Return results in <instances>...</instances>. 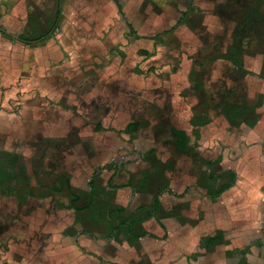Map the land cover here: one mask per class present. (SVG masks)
Here are the masks:
<instances>
[{
	"label": "crops",
	"instance_id": "obj_1",
	"mask_svg": "<svg viewBox=\"0 0 264 264\" xmlns=\"http://www.w3.org/2000/svg\"><path fill=\"white\" fill-rule=\"evenodd\" d=\"M117 1L0 0V264H264V0Z\"/></svg>",
	"mask_w": 264,
	"mask_h": 264
},
{
	"label": "rangeland",
	"instance_id": "obj_2",
	"mask_svg": "<svg viewBox=\"0 0 264 264\" xmlns=\"http://www.w3.org/2000/svg\"><path fill=\"white\" fill-rule=\"evenodd\" d=\"M164 6H162L160 9H158L156 12V14L153 13V10L150 9L149 11H147V9L143 10L142 12H140V10H137V8H135L134 5H131L127 8V12H125L127 15L125 16V19L127 21V24H133L134 32H140L143 33L145 35H151V29H152V25H197V27L200 25V23L202 22L201 19H199V13L200 10L198 8V6L200 7V0H163ZM173 2L172 7H167V2ZM195 2V3H194ZM101 0H94V6H100L101 4ZM196 5L194 6V11L193 14L189 12V14H184V11H186V9H188L190 4ZM176 6V7H175ZM196 7V9H195ZM149 12V13H147ZM158 14V15H157ZM145 15L143 22L141 23V19L142 16ZM159 17V20L155 19ZM202 17V15H201ZM184 18V22L179 23L180 19ZM130 21V22H129ZM156 23V24H155ZM9 24V23H6ZM119 22L113 26L118 27ZM126 25V24H125ZM215 25V24H214ZM7 26V25H4ZM144 27V29H143ZM129 30L130 28L127 27ZM14 33L18 34V32H15L14 30H12ZM23 30L20 31V33L24 34V35H28L25 30L22 32ZM1 38H6L10 41L11 44L13 45H17V43H15V39L14 37L12 38V36L7 35L6 33H1ZM138 41H140L138 39ZM7 40H5L4 42H1L0 45V55L1 58H4L7 54L12 55L13 54V49H12V45L10 44ZM20 53H24L22 50H20ZM25 54V53H24ZM22 54L21 56L25 57V55ZM13 59V58H12ZM6 64V67H8V62L6 61H2ZM0 63V70L3 71V69H5V67L3 66V63ZM8 69V68H7ZM7 69L5 71H7ZM5 75V74H4ZM4 78L2 79V81H5L7 78L6 76H3ZM224 82H226V79L222 80ZM228 82V81H227ZM229 83V82H228ZM200 86H203V84H199ZM239 93V97L242 94L241 88L238 89ZM230 94H228L227 96H229ZM232 95V94H231Z\"/></svg>",
	"mask_w": 264,
	"mask_h": 264
},
{
	"label": "trees",
	"instance_id": "obj_3",
	"mask_svg": "<svg viewBox=\"0 0 264 264\" xmlns=\"http://www.w3.org/2000/svg\"><path fill=\"white\" fill-rule=\"evenodd\" d=\"M116 2H117V4H118V6H119L120 13L123 15L124 12H123V10H122V5H121L117 0H116ZM184 14L186 15V14H187V11H185ZM184 20H185L184 18H181L178 24L184 22ZM129 25H130V24H129ZM132 127H133L134 129L137 127L136 122H134V123L132 124ZM229 176H230L229 181H228L227 183H225V185H224V187L221 189V191L226 190V189H229L230 187H232V186L234 185L235 180H236V175H235V174H231V175H229ZM221 191H220V192H221Z\"/></svg>",
	"mask_w": 264,
	"mask_h": 264
},
{
	"label": "water",
	"instance_id": "obj_4",
	"mask_svg": "<svg viewBox=\"0 0 264 264\" xmlns=\"http://www.w3.org/2000/svg\"><path fill=\"white\" fill-rule=\"evenodd\" d=\"M3 30V29H2ZM3 31H5V30H3ZM263 218H264V209H263Z\"/></svg>",
	"mask_w": 264,
	"mask_h": 264
},
{
	"label": "flooded vegetation",
	"instance_id": "obj_5",
	"mask_svg": "<svg viewBox=\"0 0 264 264\" xmlns=\"http://www.w3.org/2000/svg\"><path fill=\"white\" fill-rule=\"evenodd\" d=\"M242 2H247V0H242Z\"/></svg>",
	"mask_w": 264,
	"mask_h": 264
}]
</instances>
